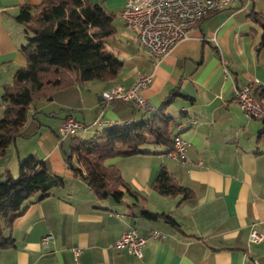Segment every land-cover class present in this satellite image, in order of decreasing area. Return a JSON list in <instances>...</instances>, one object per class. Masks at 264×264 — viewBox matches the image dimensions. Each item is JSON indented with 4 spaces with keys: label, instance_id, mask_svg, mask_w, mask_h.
Here are the masks:
<instances>
[{
    "label": "crops",
    "instance_id": "1",
    "mask_svg": "<svg viewBox=\"0 0 264 264\" xmlns=\"http://www.w3.org/2000/svg\"><path fill=\"white\" fill-rule=\"evenodd\" d=\"M88 1L117 8L118 18L125 0ZM40 2L0 0V117L2 89L26 62L20 52L26 38L16 15L20 7ZM250 3L235 0L205 16L186 39L159 57L140 50L134 31L116 30L106 42L123 60L113 80L55 91L49 101L57 97L59 112L46 104L29 107L22 135L0 158V174L8 169L14 177L18 161L34 155L49 172L62 175L65 184L41 200L36 195L27 200L25 213L9 231L14 246L0 249V264H264V139H256L264 123L246 116L233 93L234 85L264 86V48L257 47L261 30L250 16L264 9L248 11ZM141 72L150 75L141 91L149 110L163 107L175 119L173 134L188 143L185 155L173 159L164 147L148 144L141 148L150 152L107 159L140 196L125 193L127 199L123 195L120 202L98 199L67 167L72 135L60 137L59 126L72 115L84 124L73 135L87 138L145 117L149 110L122 101L106 104L101 98L115 84L132 85ZM171 92L179 95L167 105ZM96 117L100 123L92 125ZM162 165L193 196L182 200L152 190L150 182ZM142 210L170 213L178 225L147 219ZM252 227L261 241L248 240ZM127 228L147 237L140 258L112 246ZM152 231L158 237H151Z\"/></svg>",
    "mask_w": 264,
    "mask_h": 264
},
{
    "label": "trees",
    "instance_id": "2",
    "mask_svg": "<svg viewBox=\"0 0 264 264\" xmlns=\"http://www.w3.org/2000/svg\"><path fill=\"white\" fill-rule=\"evenodd\" d=\"M250 16L261 30L257 47L264 48V12L252 10ZM115 18L114 11L88 0H41L38 5L20 7L16 20L23 26L26 38L20 46L26 62L2 89L0 158L20 134L28 109L36 100L69 86L90 80L109 81L117 76L123 60L106 48L107 40L116 33ZM249 89L264 109V86ZM176 95L179 93L171 92L165 104ZM147 112L138 120L105 127L98 136L72 135L65 154L67 167L90 187L96 198L120 202L125 193L134 198L140 196L115 165L105 163L107 159L150 152L141 148L145 144L162 146L166 154L172 150L175 119L163 107ZM260 120L264 123V118ZM256 139H264V126ZM118 144L126 145V149H117ZM0 178V249H4L14 246V238L4 231H11L16 219L25 213L27 200L34 195L37 200L49 196L54 188L64 186L65 178L49 172L34 155L18 161L16 178L8 169ZM150 187L161 196H180L182 200L193 196L192 190L180 184L165 165L156 172ZM142 214L147 219L178 225L170 213L142 210Z\"/></svg>",
    "mask_w": 264,
    "mask_h": 264
},
{
    "label": "built area",
    "instance_id": "3",
    "mask_svg": "<svg viewBox=\"0 0 264 264\" xmlns=\"http://www.w3.org/2000/svg\"><path fill=\"white\" fill-rule=\"evenodd\" d=\"M235 0H125L118 13V19L125 29L134 31L139 46L151 56L159 57L170 51L175 44L186 39L189 31L198 21L210 12L220 10L232 4ZM150 83V75L141 72L132 85L126 87L115 84L101 92L104 103L122 101L133 104L140 110L151 108L141 91ZM235 102L243 113L251 118H264V109L253 99L249 86L234 85ZM99 118L92 125L99 124ZM84 124L72 115L66 116L59 126V136L73 135ZM188 143L180 135L173 138V148L168 153L173 159L183 158ZM151 237H158L157 231L151 232ZM250 242H259L262 235L252 227L248 234ZM147 237L139 234L134 228L121 231L113 241L112 246L120 251H127L140 258ZM77 250L74 251L77 254Z\"/></svg>",
    "mask_w": 264,
    "mask_h": 264
},
{
    "label": "rangeland",
    "instance_id": "4",
    "mask_svg": "<svg viewBox=\"0 0 264 264\" xmlns=\"http://www.w3.org/2000/svg\"><path fill=\"white\" fill-rule=\"evenodd\" d=\"M247 0H243V2H246ZM104 1L102 0L101 1V3H103ZM248 2H250V1H248ZM101 6L104 8V9H106V10H112V11H117V8H113V9H107L108 7H107V5L105 4V3H103V4H101ZM258 6H260V8H262V9H264V0H251V3H250V5H249V7H248V11H250L252 8H254V7H258ZM113 25L115 26V28H116V30H117V33H119V32H121V31H125L123 28L124 27H122L121 26V24L119 23V21H118V18H115V20L113 21ZM134 47V49H135V52L136 51H138L137 50V45H133ZM141 51H143V52H145L146 54H148L146 51H144V50H142V48L140 49ZM144 53V54H145ZM149 55V54H148ZM92 82H96L95 80H93ZM61 90V89H60ZM55 92H53V94H54ZM53 94L51 95V96H49L48 98H43V99H38V100H36L32 105H31V107H30V109H32L33 108V106L34 105H42V104H46V105H50L51 107H55V109L54 110H56L57 112H59V106L58 105H56V100H57V97H55L54 99L55 100H52V101H49V100H51L52 99V96H53ZM47 99H48V101H47ZM47 101V102H46ZM31 113L32 112H29L28 113V118L29 117H31ZM40 120L41 121H45V120H47V118H45L44 116H40ZM174 129V128H173ZM19 135H22L21 134V132H20V134ZM93 137V136H92ZM16 144V143H15ZM145 145H148V144H145ZM117 149H119V150H124V149H126V145H122V144H118L117 145ZM17 177V175H15L14 176V178H16ZM125 195V194H124ZM125 199H127V194L125 195ZM4 234L5 235H8L9 234V231L8 230H5L4 231Z\"/></svg>",
    "mask_w": 264,
    "mask_h": 264
}]
</instances>
